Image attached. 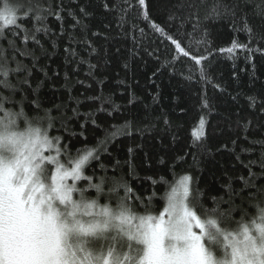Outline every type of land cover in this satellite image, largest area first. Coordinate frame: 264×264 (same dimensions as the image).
Returning <instances> with one entry per match:
<instances>
[{"label":"trees","instance_id":"16d2710c","mask_svg":"<svg viewBox=\"0 0 264 264\" xmlns=\"http://www.w3.org/2000/svg\"><path fill=\"white\" fill-rule=\"evenodd\" d=\"M37 2L53 14L45 13L42 22L18 21L29 30L27 42L23 31L8 26L0 51L11 67L19 62L26 69L11 79L28 80L15 100L35 118L33 126L48 128V119H40L48 114L49 136L59 137L71 157L101 145L99 160L90 162L85 175L93 182H126L129 203L139 214L149 202L148 210L158 214L169 184L184 175L192 177L190 189L201 194L206 208L213 206L212 197L228 199L229 183L236 191L243 187L245 165L261 151L254 142H264V42L250 37L245 22L257 36L264 33V0H194L196 8L188 7L193 0H145V6L138 0H32ZM218 2L230 11L210 16ZM35 28L47 29L35 32L39 43L31 39ZM169 36L206 59L195 64ZM234 43L252 51L236 47L229 53ZM116 129L118 135L102 145ZM200 131L204 135L196 141ZM251 168L260 172L258 164ZM78 184L85 187L87 181ZM257 185L264 186V179ZM89 195L95 198V191ZM99 203L116 208L117 198L101 196ZM255 203L247 195L243 203L235 198L247 213L245 223L256 216ZM242 215L234 211L227 227L236 229Z\"/></svg>","mask_w":264,"mask_h":264},{"label":"snow or ice","instance_id":"6c2138e0","mask_svg":"<svg viewBox=\"0 0 264 264\" xmlns=\"http://www.w3.org/2000/svg\"><path fill=\"white\" fill-rule=\"evenodd\" d=\"M138 3L145 6V0ZM188 7L197 5L193 0ZM222 8L230 11L218 2L209 15H221ZM45 13L53 14L32 0L27 6L4 0L0 22L5 28H0V40L7 39L5 31L11 26L23 31L27 42L29 30L18 21L42 22ZM259 14L264 15V8H259ZM153 27L164 31L159 25ZM245 29L252 39L264 42V33L257 36L247 22ZM41 30L47 31L35 28L31 34L36 43L35 32ZM168 38L195 64L206 59L191 54L177 39ZM9 46L14 42L9 41ZM236 47L252 51L249 45L235 43L227 51L231 53ZM11 63L6 52L0 51V264H264V186L257 185V179H264V142H254L261 144L259 158L245 165L248 177H240L243 187L239 191L230 183L226 186L227 200L212 197L213 206L204 207L199 203L201 194L190 189L192 177L184 175L169 184L165 206L158 214L148 210L150 202L145 213L139 214L129 203L133 196L126 182L113 178L109 184L104 177L93 182V176L85 175L90 162L99 160L101 145L71 157L59 137L49 136L52 118L48 114L40 118L48 119V128L33 126L35 118H29L22 101L15 100L19 86L28 80L14 84L11 79L26 69L19 62L13 68ZM20 123L25 125L23 129ZM204 123L202 118L201 128ZM119 131H110L101 144L106 145ZM203 135V131L196 133V141ZM61 155L67 161L62 162ZM253 164H258L259 173L252 171ZM80 181H87V185L80 187ZM92 190L95 198L89 195ZM245 195L256 201L252 206L257 210L247 223V213L235 205V198L240 197L243 203ZM101 196H115L116 208L100 204ZM238 208L243 213L241 221L236 229H229L227 224Z\"/></svg>","mask_w":264,"mask_h":264},{"label":"rangeland","instance_id":"374dc122","mask_svg":"<svg viewBox=\"0 0 264 264\" xmlns=\"http://www.w3.org/2000/svg\"><path fill=\"white\" fill-rule=\"evenodd\" d=\"M54 154V153H53ZM62 160V159H61ZM62 162H63V160H62ZM70 183H71V181H69ZM79 183V182H78Z\"/></svg>","mask_w":264,"mask_h":264}]
</instances>
